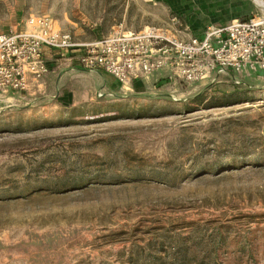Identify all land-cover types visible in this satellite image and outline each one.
I'll return each mask as SVG.
<instances>
[{"label":"rangeland","instance_id":"obj_1","mask_svg":"<svg viewBox=\"0 0 264 264\" xmlns=\"http://www.w3.org/2000/svg\"><path fill=\"white\" fill-rule=\"evenodd\" d=\"M172 1L0 0V33L47 15L83 41L147 16L186 38ZM205 1L264 15V0ZM83 80L75 104L0 94V264H169L177 244L190 264H264L263 73L91 100Z\"/></svg>","mask_w":264,"mask_h":264},{"label":"built area","instance_id":"obj_2","mask_svg":"<svg viewBox=\"0 0 264 264\" xmlns=\"http://www.w3.org/2000/svg\"><path fill=\"white\" fill-rule=\"evenodd\" d=\"M75 48L83 70L105 72L121 85L157 71L187 84L228 70L264 75V15L209 24L200 35L186 38L169 28L146 26L138 31L115 28L92 41H76L47 15L30 16L22 28L0 33V94L26 92L31 82L42 80L49 72L46 49L64 54Z\"/></svg>","mask_w":264,"mask_h":264},{"label":"crops","instance_id":"obj_3","mask_svg":"<svg viewBox=\"0 0 264 264\" xmlns=\"http://www.w3.org/2000/svg\"><path fill=\"white\" fill-rule=\"evenodd\" d=\"M148 1L149 0H140V2L143 3H147ZM172 2V11L178 12V14H186L187 18H185L188 19L189 28L186 27V29H183V32L186 31V33L181 32L180 34H182V37L198 36L209 24H226L232 20L244 19L249 16L243 17L244 13L236 15H227L226 13L214 14V12L208 8L209 5L205 3V0H187V2L181 0L177 5L176 2ZM125 15H127V13ZM241 16L242 18H238ZM146 20L138 25H128L125 17L122 21L115 20L112 26L113 29L120 28L123 31L126 29V31H138L146 26L163 27L162 23V25L159 22L148 23ZM97 39L99 38L81 40L92 41ZM78 56V48L64 54H61V52L56 49H46L44 58L49 66V72L39 82H31L23 97L27 98L30 96L32 99L56 98L61 102L65 101L70 104H75L77 100L82 98L73 84L74 82H79L78 79H84L83 81L85 82L83 98L91 100L93 97H98L100 99L102 97H112L119 93L140 92L149 87L150 84L158 81L161 77L170 76L166 71H157L146 79H137L128 85H121L114 77L105 72L83 70L78 62Z\"/></svg>","mask_w":264,"mask_h":264},{"label":"trees","instance_id":"obj_4","mask_svg":"<svg viewBox=\"0 0 264 264\" xmlns=\"http://www.w3.org/2000/svg\"><path fill=\"white\" fill-rule=\"evenodd\" d=\"M173 249V253H174V256H177L175 257V259H173L169 264H190V258L188 256V249L189 247H182L180 244H177L175 246L172 247ZM192 257V255H191ZM164 258L163 257H159L157 255L155 256H152V260L150 262V260H148L149 262L147 264H166L165 261L163 260ZM130 262L131 264H136V262H138V256H131L130 257ZM202 260L200 262H198L197 264H202Z\"/></svg>","mask_w":264,"mask_h":264},{"label":"bare ground","instance_id":"obj_5","mask_svg":"<svg viewBox=\"0 0 264 264\" xmlns=\"http://www.w3.org/2000/svg\"><path fill=\"white\" fill-rule=\"evenodd\" d=\"M257 5L261 9V11L263 10V12H264V4H262L261 2L258 1Z\"/></svg>","mask_w":264,"mask_h":264}]
</instances>
